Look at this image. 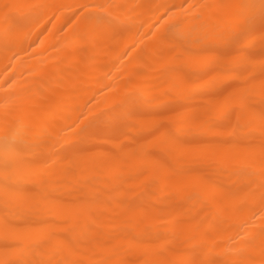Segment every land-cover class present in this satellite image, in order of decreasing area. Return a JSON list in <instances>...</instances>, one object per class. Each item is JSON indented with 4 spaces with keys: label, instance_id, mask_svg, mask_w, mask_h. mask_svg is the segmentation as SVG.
<instances>
[{
    "label": "bare ground",
    "instance_id": "6f19581e",
    "mask_svg": "<svg viewBox=\"0 0 264 264\" xmlns=\"http://www.w3.org/2000/svg\"><path fill=\"white\" fill-rule=\"evenodd\" d=\"M262 5L0 0V264H264Z\"/></svg>",
    "mask_w": 264,
    "mask_h": 264
},
{
    "label": "snow or ice",
    "instance_id": "6c2138e0",
    "mask_svg": "<svg viewBox=\"0 0 264 264\" xmlns=\"http://www.w3.org/2000/svg\"><path fill=\"white\" fill-rule=\"evenodd\" d=\"M262 9H264V5H262ZM244 39H246V34L241 33L240 37L238 38V42H242ZM260 71L262 74H264V66L261 67ZM254 79H255L254 75H249L246 79V82H251V80H254ZM240 86H243V85H240ZM260 118L262 121H264V111L260 113ZM3 152L5 153V159L3 161H0V169H2L3 172L5 173V180L2 185V192L5 198H7L11 196L14 192L19 191L18 188L13 187V185L11 184L10 177L8 175L12 171V168H13L12 157L15 155V152H14L13 145L7 135L5 136V145L3 148Z\"/></svg>",
    "mask_w": 264,
    "mask_h": 264
},
{
    "label": "rangeland",
    "instance_id": "374dc122",
    "mask_svg": "<svg viewBox=\"0 0 264 264\" xmlns=\"http://www.w3.org/2000/svg\"><path fill=\"white\" fill-rule=\"evenodd\" d=\"M63 30H64V29H62L61 31L63 32ZM62 32H61V33H62ZM165 111H166V110H162V111H160V114H159V115L165 114ZM158 113H159V112H158ZM157 115H158V114H157Z\"/></svg>",
    "mask_w": 264,
    "mask_h": 264
}]
</instances>
